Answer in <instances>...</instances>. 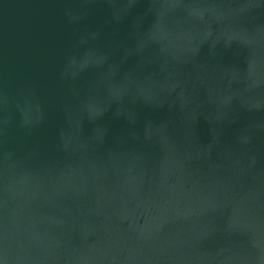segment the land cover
<instances>
[{
  "label": "water",
  "instance_id": "95a60500",
  "mask_svg": "<svg viewBox=\"0 0 264 264\" xmlns=\"http://www.w3.org/2000/svg\"><path fill=\"white\" fill-rule=\"evenodd\" d=\"M0 264H264V0H0Z\"/></svg>",
  "mask_w": 264,
  "mask_h": 264
}]
</instances>
